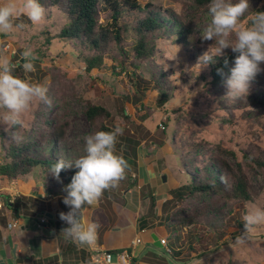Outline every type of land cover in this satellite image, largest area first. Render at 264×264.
<instances>
[{
    "label": "rangeland",
    "instance_id": "1",
    "mask_svg": "<svg viewBox=\"0 0 264 264\" xmlns=\"http://www.w3.org/2000/svg\"><path fill=\"white\" fill-rule=\"evenodd\" d=\"M150 1L174 11L196 34L194 46L188 48L169 39H159L154 70L161 79H151V89L145 94L135 91L136 87L123 73L116 75L111 69L98 68L87 72L73 46L55 36L63 23V18L55 9L45 8V19L40 24L32 25L30 20L26 21V29L3 37V52L13 62L20 60V53L26 47L34 50L38 57L34 61L35 71L26 73L19 68L14 74L30 82L44 84L52 104L49 107L34 101L24 114V127L8 129L6 124L0 122V146L17 143L12 138L16 135L23 138L22 142L34 141L43 149L50 142L49 134L53 127L58 122L67 121L66 141L59 148L60 155L74 160L84 154L83 137L91 134L92 128L85 115V108L91 101L104 105L112 112L113 124L124 129L119 140L130 136L131 131L136 133L132 134L133 138H138L137 128L140 127V133L146 140L145 148L153 142L162 151L159 166L178 177L181 185L191 182L193 176L202 173L205 166H211L210 157L219 156L234 164L237 160L242 161L245 154L251 156L257 147L264 150V63L260 64L262 71L257 74L261 77L260 82L251 83L247 96L235 102L224 99V80L227 76L222 82L211 84L209 79L203 78L208 73V66L200 68L197 64L198 58L214 43L202 42L199 38V31L211 19L208 10L197 8L194 0ZM250 6L248 13L240 20L241 26L249 25L253 11H264V0H250ZM23 15L26 14H21L19 19ZM169 26L172 28V23ZM213 49L214 45L209 49V54ZM230 51L225 50L226 54ZM141 71L145 77H150L149 70ZM159 90L165 94L164 104L160 102ZM2 116L3 110H0V118ZM196 144L199 146L195 147ZM224 149L234 151L236 157ZM44 153L48 154L46 151ZM4 160L3 151L0 152V163ZM41 167L35 168L30 176L36 179L43 175L47 177V174L39 171ZM245 168L250 176L251 200L236 215L234 204L216 192H203L195 199L184 202L175 198L167 205L171 211L182 204L188 208L189 205L204 204L209 210V228L200 226L196 233L191 229L181 232L187 245L189 240L197 239L194 241L195 248L202 257L192 255L185 247L179 258L182 260L178 261L180 264H264V224L255 226L242 243H237V237L244 231L243 216L249 204L264 207V169L248 164ZM15 183L16 180L12 181V190H15ZM163 223L164 233L172 238L173 247H181L183 244L177 242L166 221ZM215 225H222L219 232H215ZM194 233L202 237L200 245ZM150 248L171 262L173 256L165 247ZM142 260V256H137V262Z\"/></svg>",
    "mask_w": 264,
    "mask_h": 264
},
{
    "label": "trees",
    "instance_id": "2",
    "mask_svg": "<svg viewBox=\"0 0 264 264\" xmlns=\"http://www.w3.org/2000/svg\"><path fill=\"white\" fill-rule=\"evenodd\" d=\"M209 2L210 0H194L197 8L206 10ZM39 3L46 9H55L60 13L63 23L55 36L73 46L78 52V57L84 62L87 72L98 68L99 70L111 69L116 75L123 73L134 84L135 91L143 94L151 89V79H161L154 70L157 65L156 50L159 39H169L174 44L185 48L194 46L196 33L193 28L179 19L174 11L157 6L150 0L146 2L141 0H39ZM21 17L17 22L29 21L26 15ZM169 23H172V28ZM189 37L193 39L190 40ZM236 55L230 51L226 56L215 58V62L208 65V73L203 78L209 79L211 84L222 82L230 74V69L234 67ZM225 59L228 61L227 66H225ZM143 69L149 70V78L144 76L141 71ZM218 69L223 70V76L218 74ZM260 80L261 77L257 75L254 81L260 82ZM160 90L158 96L160 102L164 104L165 94H161ZM85 115L92 128L91 133L99 130L109 131L115 127L111 119L112 112L102 104L90 101L85 108ZM125 115L128 116V113ZM68 126L67 121L58 122L49 134L50 142L43 147L44 150L34 141L10 142L2 146L5 160L0 163V185L7 187L12 181L31 174L39 165L42 166L39 169L41 173L53 177L48 173V169L58 158L65 159L64 155H60L59 148L66 141ZM197 146L199 144L195 147ZM224 150L236 157L234 151ZM209 160L210 167L205 166L202 173L199 172L198 176H193L191 182L171 191L172 198L166 202V206L175 198H180L184 202L195 199L203 192H216L221 198L234 204L235 215L245 209L246 203L251 200L250 176L245 165L263 170L264 150L257 147L251 156L245 154L242 161L237 160L234 164L219 156L210 157ZM76 171L75 168L62 170L60 173L62 183L54 185L53 190L65 193L62 189L70 183ZM4 197V204L6 206L11 204L10 194ZM151 206L155 207L154 198H152ZM189 206L188 208L182 204L169 214L167 227L172 230L173 236L176 235L177 242L183 245L174 248V242L170 237V240L167 239L168 246L172 255H182L186 247L192 255L202 257L201 253H197L194 244L198 237L200 245L202 237L195 233L200 226L209 228V210L204 204ZM221 227L222 225H215V232H219ZM190 229L194 230L196 240H189L187 245L183 242L181 232Z\"/></svg>",
    "mask_w": 264,
    "mask_h": 264
},
{
    "label": "clouds",
    "instance_id": "3",
    "mask_svg": "<svg viewBox=\"0 0 264 264\" xmlns=\"http://www.w3.org/2000/svg\"><path fill=\"white\" fill-rule=\"evenodd\" d=\"M206 7L211 19L199 31V38L202 42L214 41L209 47L210 49L214 45V49L212 54H209L208 49L201 55L197 64L200 68L207 67L215 62V58L226 56V49L237 54L234 67L224 80V99L235 102L249 94L251 83L262 71L260 64L264 63V11H253L249 25L244 27L240 25V20L248 13L250 0H210ZM45 13L39 0H0V110H3L0 122L6 124L8 129L25 126L24 114L34 101L49 107L52 104L47 95L48 88L44 84L33 83L14 75L17 68H22L26 73L35 71L34 61L38 57L34 50L26 47L20 53V60L16 62L3 52V37L28 27L23 21L17 22L21 14H26L32 25H38L44 21ZM189 39L192 40L193 37ZM227 63L225 59V66ZM217 71L224 75L222 69ZM123 131L121 126H115L109 131L99 130L85 135L83 155L74 160L58 158L48 169V173L61 183L62 170L77 169L70 183L62 189L66 193L63 203L70 210L67 213L60 212L59 218L68 225L62 229L64 238L78 248L92 249L98 240L100 225L85 221V209L97 204L105 191L117 187L129 169L127 160L116 151L118 137L123 135ZM12 138L17 143L23 139L16 135ZM243 224L244 231L237 237V243H242L255 226L264 224V207L250 203L243 216Z\"/></svg>",
    "mask_w": 264,
    "mask_h": 264
},
{
    "label": "crops",
    "instance_id": "4",
    "mask_svg": "<svg viewBox=\"0 0 264 264\" xmlns=\"http://www.w3.org/2000/svg\"><path fill=\"white\" fill-rule=\"evenodd\" d=\"M137 131L138 138L131 131L116 144L117 154L129 164L124 179L84 211L86 222L100 225L97 244L92 249L78 248L64 238L62 229L68 225L60 220L59 213L70 209L63 203L66 193L53 190L59 184L54 177L42 174L36 179L29 174L16 180L15 190L11 189L12 182L7 187L0 185V202L5 203L7 194L10 198L17 194L11 204L0 207V264H95V254L102 250L121 251L137 236L142 242L134 249L135 264H180L182 255L171 254L169 262L149 249L160 247L155 242L162 238L170 240L163 222L168 223L171 210L165 204L172 198L171 191L181 185L180 180L159 166L162 151L153 142L145 148L140 127ZM163 176L166 180L161 179ZM48 194L47 199L42 197ZM13 220L17 225L9 227ZM161 246L164 247L162 243ZM139 255L143 257L140 263L136 261Z\"/></svg>",
    "mask_w": 264,
    "mask_h": 264
},
{
    "label": "built area",
    "instance_id": "5",
    "mask_svg": "<svg viewBox=\"0 0 264 264\" xmlns=\"http://www.w3.org/2000/svg\"><path fill=\"white\" fill-rule=\"evenodd\" d=\"M12 189V184H11ZM15 193V192H14ZM17 194H13L10 198V201H13V197ZM50 194L43 195V198H48ZM4 203L0 202V207H3ZM17 221L13 220L9 223V227L16 226ZM162 245L166 248L168 253H171V249L168 246V241L165 238L160 239ZM142 242L140 236L132 239L129 246L121 251H111V250H102L93 256V261L95 264H135L134 258V249L136 246Z\"/></svg>",
    "mask_w": 264,
    "mask_h": 264
},
{
    "label": "water",
    "instance_id": "6",
    "mask_svg": "<svg viewBox=\"0 0 264 264\" xmlns=\"http://www.w3.org/2000/svg\"><path fill=\"white\" fill-rule=\"evenodd\" d=\"M163 179L166 180V177L163 176ZM155 245H156V246H160V247H162V246H161V242H159V241H156V242H155ZM1 264H5L4 261H2Z\"/></svg>",
    "mask_w": 264,
    "mask_h": 264
}]
</instances>
